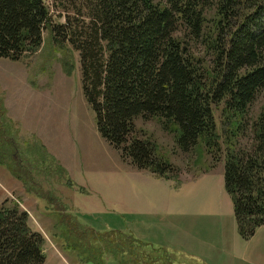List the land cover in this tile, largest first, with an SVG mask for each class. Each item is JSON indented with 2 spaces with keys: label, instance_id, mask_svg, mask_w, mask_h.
Wrapping results in <instances>:
<instances>
[{
  "label": "trees",
  "instance_id": "obj_1",
  "mask_svg": "<svg viewBox=\"0 0 264 264\" xmlns=\"http://www.w3.org/2000/svg\"><path fill=\"white\" fill-rule=\"evenodd\" d=\"M66 7L80 18L52 25L43 0H0V58L32 57L45 30L65 76L74 67L71 52L77 54L95 131L122 163L174 178L176 169L135 126L136 119L153 120L181 153L222 154V187L241 239L264 227V100L250 116L264 92V0H65ZM4 113L0 100V166L22 181L30 163L53 159L31 138L14 158L18 145ZM71 228L63 225L67 248L91 255L77 239L83 233ZM90 232L104 236L115 259L132 245L148 250L129 235ZM42 243L26 212L0 203V264H43Z\"/></svg>",
  "mask_w": 264,
  "mask_h": 264
},
{
  "label": "rangeland",
  "instance_id": "obj_2",
  "mask_svg": "<svg viewBox=\"0 0 264 264\" xmlns=\"http://www.w3.org/2000/svg\"><path fill=\"white\" fill-rule=\"evenodd\" d=\"M43 3L52 25L64 23L65 17L80 18L74 10L61 8L65 0H43ZM41 38L40 49L30 58L21 61L0 58V100L9 121L8 131L18 145L13 150L14 158L17 159L22 141L30 138L55 158L46 151L54 161L46 159L45 165L42 159L40 164L30 163L22 181L0 166V203L16 204L26 212L28 227L43 238V264H120L119 261L153 264L156 260L158 264H166V252L180 260L175 251L185 249L200 264H238L232 255L241 257L239 240L243 239L234 229L233 217L221 214L223 207L204 203L207 196L212 202L219 201V196H227L220 183L215 185L214 178L221 179L222 154L211 156L202 148L181 153L174 147L171 135L163 132L155 121L136 119L137 130L156 143L159 153L176 173L171 180L157 179L163 183L151 181L145 185L136 176L121 182L129 178L130 168L123 165L118 152L95 131L93 115L80 89L77 54L71 52L74 67L71 75L65 76L58 63L59 51L45 30ZM263 100L264 92L253 100L251 118L258 113ZM60 162L66 167L76 165L77 171L71 170L76 184L56 169L57 166L64 169ZM22 163L27 166L28 162ZM200 175L212 179L210 190L201 182L193 187L192 182ZM179 185L181 192L177 191ZM102 193L109 199H104ZM171 203H177L181 217H173L166 211ZM119 210L129 220L128 226L117 221L114 214ZM212 219L220 224L212 226ZM73 223L77 226L75 233H83L77 237L81 249L90 247L94 250L91 255L67 248L62 237L63 225L71 228ZM91 229L129 235L147 243L148 250L132 245L115 259L108 252L104 236H95Z\"/></svg>",
  "mask_w": 264,
  "mask_h": 264
},
{
  "label": "crops",
  "instance_id": "obj_3",
  "mask_svg": "<svg viewBox=\"0 0 264 264\" xmlns=\"http://www.w3.org/2000/svg\"><path fill=\"white\" fill-rule=\"evenodd\" d=\"M47 153H49V152L47 151ZM49 154H51L54 157V155L52 153H49ZM123 165L128 166L124 163H123ZM62 166L64 168L63 171L65 172V174H67V176H69V178L74 181L72 174H71V170H73V169L76 170V165H71V166L66 167L65 165L62 164ZM129 168L130 169H128V173H127L129 178L128 179L123 178L121 180V182H123V183H126L127 181H129L131 178H134L135 176L137 177V180L140 183L145 184V185L151 181L154 182L155 184L158 183V181H159V180H157V178H154L153 176L149 175L146 172L137 171L134 169L132 170L131 167H129ZM206 174H204V175H206ZM204 175H200V177H198L195 181L192 182L193 187L201 182L202 184H204L208 188V190H210L211 185L213 184V181L210 178H207V177L204 178ZM214 178L216 179L215 185L217 186V184L220 183V185L222 187V174H221L220 180H219V177H217V176ZM159 182H162V181H159ZM75 184H76V182H75ZM119 184H120V182L117 183V186H119ZM79 186H83V185H79ZM177 191L181 192L180 191V185H179V189ZM105 195L106 194L102 193L101 196H103L104 199H109L108 196H105ZM118 201L120 202V198ZM105 202H107V201H105ZM204 203L206 205H209V206H212L215 208L223 207L224 211H222L221 214H223L224 216H227L228 218H229V216L233 217L231 202H230L228 196H226V197L219 196V201H216V202H212L210 200V197L207 196V199ZM176 206H177V203H174V204L171 203V204H169V207L166 209V211H168V213L173 217H181V211L178 208H176ZM122 213H123L122 210L121 211L119 210V212H115L114 215L117 217V221H121V222H123L124 225L128 226V224H126V222H128L129 220L127 219V217L124 218ZM217 222L220 224V222L218 220L212 219L211 220L212 226L215 225L217 227ZM234 225H235V222H234ZM118 226H120V225L118 224ZM235 228H236V226H234V229ZM209 237H211V235ZM220 237L223 238V232L222 231L220 232ZM239 243H240V249L243 251L241 257L238 258V257L231 254L236 263H238V264H264V227L258 228L251 238H249L247 240H239ZM175 253L178 257L181 256V259L180 260L174 259L169 254H167V252H166V257L168 259V262L166 264H173V263L174 264H200V261L196 256L189 255V254H193V253L188 249H185L182 252L180 250H178V251H175ZM153 264H158V260H156ZM203 264H204V262H203Z\"/></svg>",
  "mask_w": 264,
  "mask_h": 264
}]
</instances>
